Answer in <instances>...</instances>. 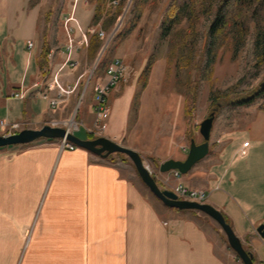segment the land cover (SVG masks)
Returning a JSON list of instances; mask_svg holds the SVG:
<instances>
[{
	"label": "crops",
	"instance_id": "0c3cea01",
	"mask_svg": "<svg viewBox=\"0 0 264 264\" xmlns=\"http://www.w3.org/2000/svg\"><path fill=\"white\" fill-rule=\"evenodd\" d=\"M7 2L16 6L13 12H0V120L19 123L14 132L62 122L72 116L78 95V106L88 100L94 118L93 85L106 77L104 70L90 82L82 79L84 71H75L78 51L87 45H78L67 57V42H51V19L45 35L47 62L41 66L43 24L37 7L24 8V0ZM21 25L25 33L18 31ZM74 30L77 40L81 34ZM70 60L76 65L70 66ZM54 79L63 88L77 85L52 107L49 98L58 95ZM125 86L120 81L107 96L105 135L119 142L126 134L132 97ZM18 91L23 97L12 95ZM76 118L84 123L83 116L77 113ZM91 126H86L87 134ZM242 129L217 134L215 125L208 153L178 178L173 170L160 172L158 185L170 190L181 182L203 191L204 202L226 216L254 263L264 264V238L256 232L264 221V125ZM7 130L0 125V135ZM163 134L155 133L150 145L132 140L123 145L158 163L184 159L185 129L174 127L161 141ZM128 170L110 154L61 148L57 138L0 147V264H243L212 218L194 209L159 208Z\"/></svg>",
	"mask_w": 264,
	"mask_h": 264
},
{
	"label": "rangeland",
	"instance_id": "374dc122",
	"mask_svg": "<svg viewBox=\"0 0 264 264\" xmlns=\"http://www.w3.org/2000/svg\"><path fill=\"white\" fill-rule=\"evenodd\" d=\"M7 1L15 3L17 0H0V12H13L16 5H12ZM171 1L149 0L144 6L137 23L129 27L132 0H126L121 13L115 16L113 25L105 29L102 26V20L106 18L105 15L107 13H114L119 0H116L115 4H110V1L106 0L101 19L95 25H91L95 5L89 0H24V8L37 7L39 23L40 25L43 24V31L48 30V23L50 25V20L52 19L51 26L55 30V35L51 37L53 45H64L67 42L65 27H72L75 29L74 31H77L78 22L84 31H86L87 27H90L88 33L94 29L104 32V36L101 38V48H104L97 61L96 57L101 48L94 58H87L84 48L78 51L76 56L78 65L75 71H84L83 80L87 79V81L91 82V79L103 73L106 65L114 58L121 59L128 66L129 75L127 80L123 82L126 85L125 89L132 90V97L126 123V134L122 141H115L121 145L126 144L128 140L134 141L136 145L153 144L156 141L154 134L158 132H164V136L160 137V140L163 141L168 137L167 132L174 127L185 129V138L188 146L190 139H194L196 143H201L203 138L199 133V124L210 112V95L213 90L223 91L232 85H236L237 92L244 94L264 82V63L259 66L254 64L255 32L254 28L251 27L243 45H236L234 49L227 48L224 45L216 47L214 61L209 68L210 71H208L210 76L200 81L195 106L191 112L192 115L190 119H187L185 115V86L180 81L199 73L194 68V62L203 50L202 30L207 23V19L202 17L196 26L197 33L195 36H188L189 41H193V43H189L183 48V56L190 54L191 58L188 64L182 66L181 69V67L174 64L173 60H169L170 38H161L159 36L161 18ZM106 11L108 12L105 14ZM116 25L118 27L114 30ZM188 25V21L183 20L179 26L187 28ZM25 27L21 25L18 31L25 33ZM119 31H126V33L118 38L116 35ZM47 48L49 49L48 43ZM203 56L204 65L200 72L205 77L204 73H207L205 62L209 55L204 52ZM100 59L101 63L98 64ZM147 66H150V69L143 86L144 70ZM78 96L76 103H74L75 107L78 103ZM263 101L264 93L252 103L246 105L223 106L216 114L211 130L216 125L217 134L232 129H241L238 131L241 133V131L245 132L242 128L249 124H253V127L264 125V110L259 108ZM77 113L79 118L83 116L84 123L77 122ZM92 119L90 104L88 100L84 99L80 101L72 116L65 119V121H67L66 125L70 126V130L81 138L88 136L86 126H91ZM75 126H78V129ZM187 131L189 134L186 136ZM246 131L248 130L246 129ZM102 135L106 137L105 132ZM239 138L240 136L235 141H239ZM110 155L114 157L116 162L126 165L129 172L136 173L132 161L124 153H111ZM141 158L158 185V178H160L158 166L160 163L153 157L144 155ZM136 175L142 189L159 208H162L163 203L149 191L137 173ZM201 215V219H210L204 214ZM218 227L220 228L219 225ZM220 230L222 231L221 228ZM222 233V237L227 243L226 236L223 231Z\"/></svg>",
	"mask_w": 264,
	"mask_h": 264
},
{
	"label": "trees",
	"instance_id": "16d2710c",
	"mask_svg": "<svg viewBox=\"0 0 264 264\" xmlns=\"http://www.w3.org/2000/svg\"><path fill=\"white\" fill-rule=\"evenodd\" d=\"M95 5V12L91 18V25H95L101 19L103 14L104 4L106 0H89ZM126 0H119L114 13L105 12L106 18L102 20V26L108 29L112 26L115 16L122 11ZM149 0H132L130 25L137 23L144 6ZM104 16V17H105ZM204 17L207 19L206 25L202 30L203 50L201 55L197 57L194 62V68L199 72L193 77L189 76L180 83L184 84V97L187 119H190L191 112L195 106L197 91L199 83L203 78H209L210 66L214 61L215 49L220 45L227 48H232L236 45H243L245 37L250 32V28H254V64L259 66L264 63V0H172L165 9L159 25V36L161 38H170L169 40V60H173L176 66L181 67L188 64L190 61V54L183 56V48L193 41H189L188 36L194 37L197 33V24L199 20ZM183 20L188 21L187 28L179 25ZM127 31V30H126ZM126 31H119L116 37H122ZM46 31H43V49L40 54V65L46 64V57L48 54L47 42L45 39ZM208 45V46H207ZM102 46L101 38L97 30L88 33V43L86 46L87 58L96 57L98 51ZM204 52H207L208 59L206 60L205 77L200 72L204 65ZM190 53V52H189ZM203 54V55H202ZM101 63V59L98 64ZM150 66L144 70V77L142 85H145L147 73ZM105 70V69H104ZM104 72V71H103ZM237 86L232 85L226 90H213L210 95V114H213V120L218 111L225 105H246L252 103L264 93L263 82L255 89L247 93H238ZM264 110V101L259 107ZM186 132V136L188 135ZM88 138H95L89 132ZM137 173V172H136ZM153 176V175H152ZM154 177V176H153ZM226 222L229 223L226 216L223 214ZM230 224V223H229ZM253 260V258H252ZM254 262V260H253Z\"/></svg>",
	"mask_w": 264,
	"mask_h": 264
},
{
	"label": "water",
	"instance_id": "95a60500",
	"mask_svg": "<svg viewBox=\"0 0 264 264\" xmlns=\"http://www.w3.org/2000/svg\"><path fill=\"white\" fill-rule=\"evenodd\" d=\"M117 27L118 25L115 26L114 30H116ZM103 48L104 47H102L98 53L96 61L99 58ZM77 107L78 103L75 107V111ZM212 123L213 114H210L199 124V133L201 134L203 141L201 143H196L194 139H190L186 157L184 159L169 158L162 161L158 166L159 171L167 172L170 170H177L180 174L187 173V171L197 161L202 159L208 153ZM41 137L65 139L76 146L87 149L92 153L101 155L103 157H106L111 153H124L132 161L141 181L164 205L177 209H194L208 215L220 226L226 236L229 247L237 254L242 263L255 264L252 260L253 257L251 251L246 250L243 247L242 242L234 233L231 225L226 222L221 211L207 202L179 199L172 190L161 189L157 185L146 165L143 163L141 155L129 147L123 146L105 136L81 139L66 127L52 124H44L38 129L24 128L9 135H0V147L15 144H25ZM256 232L264 238V221L257 226Z\"/></svg>",
	"mask_w": 264,
	"mask_h": 264
},
{
	"label": "built area",
	"instance_id": "2783aa9c",
	"mask_svg": "<svg viewBox=\"0 0 264 264\" xmlns=\"http://www.w3.org/2000/svg\"><path fill=\"white\" fill-rule=\"evenodd\" d=\"M109 1H110V4L116 3V0H109ZM77 28L81 34V37L77 40H74V38L72 37L73 28L65 27V31L67 35V43H66L65 50L67 52V57L70 56L72 51L77 49L78 45L86 46L88 43V37H87L86 31L82 30L78 24H77ZM97 32H98L99 37L103 38L104 32L100 30ZM27 45L31 47L32 42L28 40ZM75 65H76V62L73 60H70V66H75ZM128 75H129L128 66L125 63H123V61L119 58L112 59L106 65L105 67V77L106 78L102 81L96 82L93 85V106L92 108L94 112V118H93L92 126L87 129L89 132L93 133L96 136H103L102 134L106 131L107 119L110 114V105L107 99L108 92L112 86L116 85L120 81H126ZM54 81L58 89V95L52 96L49 98V104L52 107H55L59 103V100L61 99L62 95H67L71 93L77 85V82H75L73 86L63 88L59 85V83L55 79ZM12 95L15 97H23V93L20 91L14 92ZM44 97H47V95H44ZM51 124L52 125H63V127H66L67 129L70 130L69 128L70 126L66 125L67 121H62V122L53 121ZM0 125L6 126L8 128L5 135L15 133L14 131L19 129L20 127V124L17 122L8 124L6 121H3V120H0ZM75 127L78 128V126H75ZM245 144L246 143H244V145ZM60 146L61 148H68V149H74L76 147L75 144L65 139H60ZM243 152L244 151L242 150L241 153ZM173 175L176 178H178L180 176V173L177 170H173ZM170 190H172L177 195V198L179 199L204 202L206 198L203 191L188 188L181 182H177L175 185L172 186Z\"/></svg>",
	"mask_w": 264,
	"mask_h": 264
},
{
	"label": "bare ground",
	"instance_id": "6f19581e",
	"mask_svg": "<svg viewBox=\"0 0 264 264\" xmlns=\"http://www.w3.org/2000/svg\"><path fill=\"white\" fill-rule=\"evenodd\" d=\"M70 122H71V121H70ZM70 122H69V123H70ZM70 124H71V123H70Z\"/></svg>",
	"mask_w": 264,
	"mask_h": 264
}]
</instances>
